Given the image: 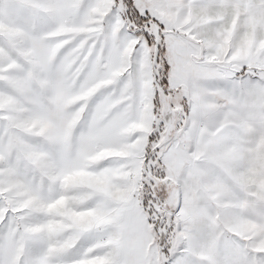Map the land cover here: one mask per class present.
Wrapping results in <instances>:
<instances>
[{"label": "snow or ice", "instance_id": "1", "mask_svg": "<svg viewBox=\"0 0 264 264\" xmlns=\"http://www.w3.org/2000/svg\"><path fill=\"white\" fill-rule=\"evenodd\" d=\"M0 264H264V0H0Z\"/></svg>", "mask_w": 264, "mask_h": 264}]
</instances>
